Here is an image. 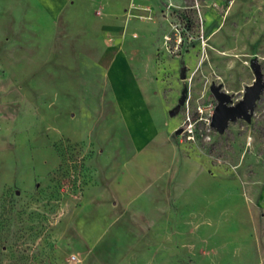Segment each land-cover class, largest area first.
Instances as JSON below:
<instances>
[{"label":"rangeland","instance_id":"obj_1","mask_svg":"<svg viewBox=\"0 0 264 264\" xmlns=\"http://www.w3.org/2000/svg\"><path fill=\"white\" fill-rule=\"evenodd\" d=\"M93 14L89 43L52 45L78 53L10 74L26 100L0 119V264H264V91L249 120L209 124L212 83L236 102L253 61L264 79V0Z\"/></svg>","mask_w":264,"mask_h":264},{"label":"crops","instance_id":"obj_2","mask_svg":"<svg viewBox=\"0 0 264 264\" xmlns=\"http://www.w3.org/2000/svg\"><path fill=\"white\" fill-rule=\"evenodd\" d=\"M116 1L0 0V119L6 123L7 128L9 124L12 126L19 105L26 100L20 90L24 85L23 81L10 74H22L25 65H28L25 60L28 59H34L35 64H40V59L52 54L78 53L76 45L68 51L54 49L52 45L60 35L69 42L77 43L81 40L89 43L90 17L95 16L102 23L107 20L106 15L96 16L93 11L98 8L106 12ZM121 52L118 48L117 51H108L102 56L101 62L108 78L116 57L124 60L126 65L127 61ZM79 53L89 58L88 51L80 50ZM127 66L129 67L128 63ZM140 89L136 87L142 100ZM141 103L146 104L145 101ZM145 108L150 114L149 107ZM151 120L148 122L152 123Z\"/></svg>","mask_w":264,"mask_h":264},{"label":"water","instance_id":"obj_3","mask_svg":"<svg viewBox=\"0 0 264 264\" xmlns=\"http://www.w3.org/2000/svg\"><path fill=\"white\" fill-rule=\"evenodd\" d=\"M251 67L254 73V79L252 83L245 86L242 98L236 102L232 101L231 94L225 91L221 84H211L210 90L216 99V104L210 115L209 124L217 131L222 132L227 127L229 121H233L237 118L250 119L256 101L264 91V79L260 64L258 61H253ZM186 71V66L181 68V79L186 78ZM186 95L187 85L185 84L182 88L178 103L169 110L170 115H175L179 111L180 106L185 102Z\"/></svg>","mask_w":264,"mask_h":264}]
</instances>
